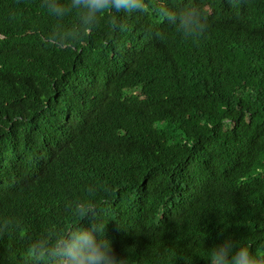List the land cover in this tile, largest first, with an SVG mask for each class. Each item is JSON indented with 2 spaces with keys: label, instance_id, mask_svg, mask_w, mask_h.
I'll use <instances>...</instances> for the list:
<instances>
[{
  "label": "trees",
  "instance_id": "obj_1",
  "mask_svg": "<svg viewBox=\"0 0 264 264\" xmlns=\"http://www.w3.org/2000/svg\"><path fill=\"white\" fill-rule=\"evenodd\" d=\"M147 7L85 34L0 0V264H54L31 246L78 225L120 264L264 250V0ZM188 9L200 26L165 19Z\"/></svg>",
  "mask_w": 264,
  "mask_h": 264
},
{
  "label": "clouds",
  "instance_id": "obj_2",
  "mask_svg": "<svg viewBox=\"0 0 264 264\" xmlns=\"http://www.w3.org/2000/svg\"><path fill=\"white\" fill-rule=\"evenodd\" d=\"M149 0H41V7L48 15L58 21L75 15L78 25L75 31L90 34V29L99 24L110 14H146ZM165 19L176 24L182 30L193 25L200 26L201 13L188 9L179 13H168ZM119 27H123L120 24ZM69 33L73 30L69 29ZM63 43L62 41H57ZM9 184H0V205L7 197ZM103 225L91 227L75 226L52 241L31 246V257L44 260L45 257L54 264H120L110 239L101 238ZM208 264H264V250L253 251L252 243L247 240L234 241L231 237L224 239L203 255Z\"/></svg>",
  "mask_w": 264,
  "mask_h": 264
}]
</instances>
